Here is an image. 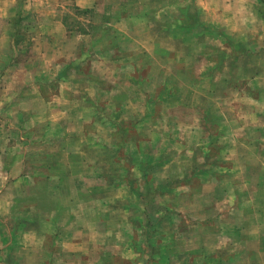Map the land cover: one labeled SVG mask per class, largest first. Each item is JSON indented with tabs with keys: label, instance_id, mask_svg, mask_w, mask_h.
Returning <instances> with one entry per match:
<instances>
[{
	"label": "rangeland",
	"instance_id": "374dc122",
	"mask_svg": "<svg viewBox=\"0 0 264 264\" xmlns=\"http://www.w3.org/2000/svg\"><path fill=\"white\" fill-rule=\"evenodd\" d=\"M129 2L116 16L131 20L108 26L100 23L103 8L65 14L63 0H15L14 21H21L3 67L34 69L33 75L15 74L38 87L24 90L26 98L53 103L63 91L73 103L66 116L59 104L27 108L22 101L28 118L9 113L2 127L10 133L13 158L20 157L14 164L39 176L26 183L40 179L37 195L71 197L70 209L78 214L70 226L73 239L64 248L51 236L41 264H264L260 28L251 27L245 42L231 33L238 48L219 37L196 42L179 33L180 40H172L160 37V25L179 11L193 17L192 4ZM28 3L37 10L22 20ZM146 10L144 16L157 22L152 29L133 19ZM61 14L69 31H82L85 40L59 32L58 45H50L40 29ZM146 32L154 43L142 41ZM112 44L118 48L110 52ZM253 69L263 71L258 79ZM9 92L15 95L12 86ZM28 184H18L22 193ZM86 210L97 213L86 219L80 214Z\"/></svg>",
	"mask_w": 264,
	"mask_h": 264
},
{
	"label": "crops",
	"instance_id": "0c3cea01",
	"mask_svg": "<svg viewBox=\"0 0 264 264\" xmlns=\"http://www.w3.org/2000/svg\"><path fill=\"white\" fill-rule=\"evenodd\" d=\"M27 1L29 2L30 0ZM63 1L66 10L65 14L67 12L69 13L71 8L83 12H101L103 8V13L106 14V17L103 16L100 19L101 25L114 26L131 20V16L128 15L121 17L116 16L117 14H120L118 11H124L127 9L130 4V2L127 3L128 0H126L125 3H122V5L119 4L120 0ZM183 1L192 4L191 7L195 12L193 17H187V15L181 11H179L181 14L178 12L174 13L172 22H163V24L160 25V32L162 33L160 37L166 36L169 38V36H171L172 40H180V35L178 34L181 33L182 36H188L189 40L196 42L211 41V37H219L226 41L228 45L238 48L239 45L233 46V34L231 33H239L241 41L245 42V40L248 39L245 33L247 31L252 33V29L250 28L256 25L260 28L258 32L256 31L258 39H260V41L264 40V0ZM30 4L31 3L24 5V10H26L22 15V20L36 12L37 9L31 7ZM15 5V0H0V264H41L43 260V257H40L41 252L51 251L50 245L48 244L51 236L57 238L58 245H62L64 248L66 241L73 239L74 236L70 234V226H73V220L78 214L73 213V210L70 209L73 207L71 197L68 196L64 198L58 193H56V195H49V193L37 195L34 189L36 186L40 185L39 183H42L39 182L40 179H37V181L34 180L31 184H28V182L26 183L28 176H31V179H34V176H37V174L32 173L31 171H33V168L28 165L22 167L19 163L14 164V162L20 160V157L17 156V159L13 158L15 153L13 154L10 152V150H13L12 146L10 148V133L9 131H5L2 127L3 124L7 122L9 113H15L17 116L16 119L28 118L29 114L26 112V106L23 105L22 101H28L27 108H31L32 104L33 106L36 104L44 107H46V105L52 106L59 104L61 107L65 108L64 111H66V116L68 115V106H71L73 103L68 96H64L63 91L60 95L54 96L55 99H53V103H50L51 101L37 95L31 97L28 96L29 98H26L23 91L27 88H29V90H34L36 86L35 82L24 83L19 80L18 76L15 74L20 71H25L26 73L28 72V74L33 75L35 74L34 69H10L9 64L6 63L3 67L2 62L4 59L5 61L8 60L10 49L14 50L16 43L15 30L16 27L20 25L21 21L20 19L16 22L14 21V18L18 13ZM146 12L147 10L142 13L140 17L134 16V22L135 24H148L152 29L157 22L147 18L149 14L144 16V14L146 15ZM254 14L255 19H253ZM52 18L54 19H49L48 27L44 26L40 29L42 33L50 36L49 42L51 46L55 47L58 45L59 36H57V33L59 32L64 33V35L67 34L66 37L70 40L73 39V34H76L78 41L86 39V34L82 33V31H69L66 19L64 21L62 20V14L60 17L56 15ZM38 19L39 18H37V20ZM147 21L148 23H146ZM228 33L231 36L228 35ZM146 34L148 35H144L142 38V41L145 44H151L156 41L151 35L152 33L146 32ZM116 35V33H113L110 38L117 40ZM130 40H132V38H130ZM240 47H244L242 54L250 55L252 52L246 48V43H241ZM78 48L81 50L82 47L79 46ZM116 48H118L117 45L112 44L108 50L111 49L110 52H113ZM80 50L75 56L78 61L80 60ZM111 62L114 61L112 60ZM262 72L263 71L260 69H253L252 76L254 79H258L260 75H262ZM11 74H13L11 79L12 81H15V83L11 80L10 82L7 81ZM10 86H12V89L14 90V96L9 92ZM36 88L38 87L36 86ZM83 108L84 107H81V110H83ZM52 113H54V111H52ZM43 115H46V113ZM54 115L56 114L54 113ZM46 118L47 117L43 116L40 117V119L47 121ZM64 119H67V117ZM31 120H34V118H31ZM17 136L20 139L18 141L22 142L24 137L22 135ZM11 142L13 143V141ZM12 158L15 160L14 162ZM71 164L74 166V163ZM45 177H49V174ZM63 179V177L55 179L54 182L56 184V189L60 188L63 184ZM17 183L20 186L29 185L27 194L24 192L22 193V190ZM75 185L78 186L77 184ZM31 186L34 187L33 190L29 189ZM93 213L95 214L97 212L86 210L84 213L80 214L84 218H90L94 216ZM49 253L50 252L47 254ZM42 255L44 254L42 253Z\"/></svg>",
	"mask_w": 264,
	"mask_h": 264
}]
</instances>
